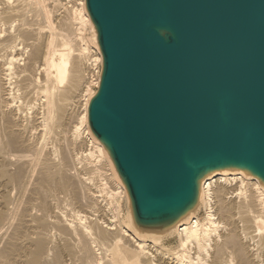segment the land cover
I'll use <instances>...</instances> for the list:
<instances>
[{
    "label": "bare ground",
    "instance_id": "obj_1",
    "mask_svg": "<svg viewBox=\"0 0 264 264\" xmlns=\"http://www.w3.org/2000/svg\"><path fill=\"white\" fill-rule=\"evenodd\" d=\"M17 1L2 0V13L40 15L46 27L20 21L16 33L17 17L13 32H3L0 21V264H264V183L243 168L204 175L197 200L166 232L178 237L176 249L158 244L165 233L135 225L126 188L87 123L99 71L88 75L86 61L96 65L101 55L84 0H19L26 7ZM61 9L59 37L51 17ZM80 97L78 121H70ZM81 137L102 167L92 164ZM78 162L102 176L94 189V175H83ZM104 193L125 197L127 220L98 214L95 202ZM75 206L89 207L88 214Z\"/></svg>",
    "mask_w": 264,
    "mask_h": 264
},
{
    "label": "water",
    "instance_id": "obj_2",
    "mask_svg": "<svg viewBox=\"0 0 264 264\" xmlns=\"http://www.w3.org/2000/svg\"><path fill=\"white\" fill-rule=\"evenodd\" d=\"M84 7L101 55L87 123L135 225L166 235L215 169L243 168L264 183V0Z\"/></svg>",
    "mask_w": 264,
    "mask_h": 264
},
{
    "label": "rangeland",
    "instance_id": "obj_3",
    "mask_svg": "<svg viewBox=\"0 0 264 264\" xmlns=\"http://www.w3.org/2000/svg\"><path fill=\"white\" fill-rule=\"evenodd\" d=\"M2 2V0H0V15L2 16H0V18H1V20L0 21H5L3 24H4V26H3V28H2V24H0V27L2 28V29H4V28H6L5 30H2L3 32H8V30H9V32H15L16 31V33H17V31L19 30V24L21 23L20 21H24L25 22V24H33L32 26H44V25H46L45 24V20H44V18L43 17H40V15H38V16H36V15H31V17H30V15H28V14H26L25 16L24 15H19V16H17L18 17V20L16 19L17 17L16 16H13V17H11L10 15L9 16H7V15H5L4 13H2V9H3V4L1 3ZM12 2V3H11ZM11 2H10V0H9V4H13V3H16L15 2V0H11ZM18 2H20L19 3V6H24V7H26L25 5L26 4H24L22 1H17V4H18ZM23 4H22V3ZM57 13H61V14H63L64 12L62 11V9L61 10H58V12ZM59 14H57V16L56 15H54L53 16V18L51 17V21H52V23L54 24V25H56V27L58 28V29H56L55 28V30H54V32H55V34H56V36H59L60 34H59V32H61L62 30L60 29V31H59V27L61 26L60 24H58V23H60L61 22V19H62V17H61V14L59 15ZM56 17H57V19H56ZM58 17H60V18H58ZM8 20H7V19ZM13 18L14 19H16V23H17V27H13V29L15 28V30H11L10 29V27H11V25H10V23H11V20H13ZM21 18H22V20H21ZM25 18V19H24ZM33 18V19H32ZM4 19V20H3ZM20 19V20H19ZM40 19H41V21H40ZM60 19V20H59ZM28 21V22H27ZM8 22V23H7ZM27 22V23H26ZM33 22V23H32ZM37 22V23H36ZM42 22V23H41ZM56 22V23H55ZM1 23V22H0ZM7 23V24H6ZM9 24V25H8ZM43 24V25H42ZM60 25V26H59ZM74 25V27H72L71 28V30H73V32H74V34L76 35L77 33L76 32H78L77 30V28H76V26L78 25V24H73ZM72 25V26H73ZM6 26H8V27H6ZM44 27H46V26H44ZM44 29H46V28H44ZM11 30V31H10ZM75 30V31H74ZM47 31H48V29H47ZM58 34V35H57ZM61 36V35H60ZM59 36V37H60ZM76 36H79L78 34L76 35ZM75 36V37H76ZM26 37V36H25ZM27 37H29V36H27ZM87 54V53H86ZM91 56H93V55H91ZM87 58V57H86ZM91 58H93V57H91ZM88 64V75H93V71H94V68H95V70L96 71H99V64H100V62H98L96 65H93L94 64V61H93V66L91 65V61H90V59L89 60H87L86 61ZM90 79V78H89ZM94 85H93V83H91L90 84V91L92 90V87H93ZM96 86V85H95ZM80 99V100H79ZM78 99V103L76 102V106H75V108H74V111H73V116H72V118H71V120L70 121H73V122H75V120L76 121H78V118L77 117H79L80 116V112H81V109H82V105H81V97ZM80 101V102H79ZM79 110V111H78ZM78 112H79V114H78ZM79 116H78V115ZM75 118V119H74ZM81 140H83L82 139V137H81ZM83 146V148L85 149V148H90V150L89 149H87L86 151H84V153H86V152H88V150L89 151H92V153L94 154V155H92V153H90L89 155H87L86 156V158L87 159H85L84 158V160H83V155L81 156V158H80V160H82V162L83 163H85V161L86 162H88V161H91V160H94V162H92V164L93 163H97V165H99V164H101L102 165V162L101 161H99V156H97V152L95 151L94 152V149L92 148V146H91V144H90V142L87 140V141H82L81 142V147ZM91 146V147H90ZM92 148V149H91ZM78 149H80V148H78ZM81 150V149H80ZM79 150V151H80ZM88 156L89 157H91V160H90V158H88ZM97 156V157H96ZM88 160V161H87ZM96 161V162H95ZM101 162V163H100ZM79 163V162H78ZM77 163V164H78ZM101 165H99V166H101ZM102 167V166H101ZM80 168H82L81 167V162L79 163V170H80ZM99 170V169H98ZM81 171H82V174L83 175H85V176H90V175H94V178H92L91 179V183H90V185H91V187H93V189L95 188V184L96 183H98L99 182V180H100V177H102V176H97L96 177V175H95V172L93 173V171H89L88 172V170H86V169H81ZM86 171H87V174H86ZM100 171H103V169H101ZM96 177V178H95ZM94 183V184H93ZM93 185V186H92ZM109 189H111V187H109ZM103 196H98L97 197V202H95V207H96V209L99 211V213H98V211H96V213H98L104 220H107V219H109V220H111V219H114L115 218V216L114 215H116V213L115 212H118V220H120V221H125V220H127L126 219V212H127V206H128V204H127V201H126V199H125V197L123 198V197H119V196H109V195H107V193H104V194H102ZM106 196V197H105ZM109 196V197H108ZM111 197V198H110ZM105 202V203H104ZM97 204V205H96ZM117 206H119V209L120 210H118L117 211ZM86 206H83V207H81V206H75V209H79V211H80V213H83V215H84V213H85V215H87L88 213H87V210H88V208L89 207H86ZM202 206H200V208H199V210H198V212H197V215L201 218V219H203L204 218V209L203 208H201ZM85 208V209H84ZM100 208V209H99ZM104 209V210H103ZM105 212V213H104ZM201 214V215H200ZM121 219H120V218ZM171 235V236H170ZM255 238H257V237H255ZM160 241V242H159ZM158 241V244L159 245H162V246H164L165 248H167L168 249V251H171L172 249L174 250V249H176L177 248V244H178V237L176 236V234L175 233H171V234H168V236H167V234L166 235H163L161 238H160V240ZM249 243H250V245L251 246H253L252 244H253V242L251 241V240H249ZM260 251H262V253H264V249H262V247L264 248V244H261L260 246ZM169 248H171V250L169 249ZM262 249V250H261ZM160 264H165V263H160ZM172 264H174V262H172Z\"/></svg>",
    "mask_w": 264,
    "mask_h": 264
},
{
    "label": "clouds",
    "instance_id": "obj_4",
    "mask_svg": "<svg viewBox=\"0 0 264 264\" xmlns=\"http://www.w3.org/2000/svg\"><path fill=\"white\" fill-rule=\"evenodd\" d=\"M159 32H160V35L162 36V37H164V38H167V36H168V30L167 29H164V28H161V29H159Z\"/></svg>",
    "mask_w": 264,
    "mask_h": 264
},
{
    "label": "built area",
    "instance_id": "obj_5",
    "mask_svg": "<svg viewBox=\"0 0 264 264\" xmlns=\"http://www.w3.org/2000/svg\"><path fill=\"white\" fill-rule=\"evenodd\" d=\"M70 3V2H69Z\"/></svg>",
    "mask_w": 264,
    "mask_h": 264
}]
</instances>
